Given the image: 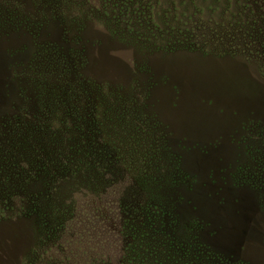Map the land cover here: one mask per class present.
I'll use <instances>...</instances> for the list:
<instances>
[{"label": "rangeland", "instance_id": "rangeland-1", "mask_svg": "<svg viewBox=\"0 0 264 264\" xmlns=\"http://www.w3.org/2000/svg\"><path fill=\"white\" fill-rule=\"evenodd\" d=\"M0 13V264H158L172 247L264 264V0ZM49 64L61 74L32 82ZM66 170L91 185L63 194Z\"/></svg>", "mask_w": 264, "mask_h": 264}, {"label": "trees", "instance_id": "trees-1", "mask_svg": "<svg viewBox=\"0 0 264 264\" xmlns=\"http://www.w3.org/2000/svg\"><path fill=\"white\" fill-rule=\"evenodd\" d=\"M8 19H10L9 21H14V17H7ZM0 19H4L0 13ZM6 20V19H5ZM55 55H56V58L58 59L59 63L62 64L64 67L67 66L65 60L63 59V56L59 54V51H55ZM59 57V58H58ZM53 65L52 64H49L46 69L44 70H38L37 68H32V72H31V81L34 82V81H37L38 83H41V82H45V81H48L49 78L51 76H53V74H59L60 72L58 71V73L55 72V70L52 68ZM66 68V67H65ZM68 69V68H66ZM63 74L60 75V77H63L61 79H56L57 82L61 83V85H65V86H69L70 87V99H75L76 95L73 94L75 89H74V86H71L73 85V83H70L73 79V75H72V72L68 69V70H65L62 72ZM64 73H67V76H64ZM35 74V75H33ZM34 76L36 78H34ZM51 81V80H49ZM59 86L55 87L57 89ZM79 172L76 171V170H66V171H63L61 174H59L57 176V178L54 181L55 182H59L58 186H57V189L61 192H63V194H70L71 192L73 193L74 192V189L76 184H87V185H91L89 183V181L85 180L83 177L79 176L78 174ZM37 180H40L38 178H36ZM29 185H31V182L29 183ZM62 188V190H61ZM90 189V188H89ZM18 211V210H17ZM18 215V214H16ZM22 215V214H21ZM23 217V215H22ZM25 218V217H24ZM26 219V218H25ZM175 249L174 251H168L164 254L163 256V260L158 263V264H194L195 262H204V261H207V258H208V255L209 253H207V251H204V249H201V250H198V248H193L191 250L190 247L187 248L186 250H184L183 248L180 249L179 247H172V249ZM177 249H179L180 253L177 251ZM188 252V253H187ZM36 253V254H35ZM38 252H34V255L32 254V257H30L31 259L29 260V262L34 261V258H36L37 256H39L40 254ZM187 254V255H186ZM186 255V261L184 263H181L180 262V258L181 257H184ZM241 264H248V263H241Z\"/></svg>", "mask_w": 264, "mask_h": 264}]
</instances>
